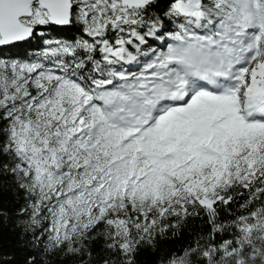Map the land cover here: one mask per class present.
I'll return each instance as SVG.
<instances>
[{
    "label": "snow or ice",
    "instance_id": "1",
    "mask_svg": "<svg viewBox=\"0 0 264 264\" xmlns=\"http://www.w3.org/2000/svg\"><path fill=\"white\" fill-rule=\"evenodd\" d=\"M160 11L0 0V175L49 253L91 257L102 238L101 264H135L141 245L200 217L206 238L161 264H264V0ZM33 39L39 56L4 55Z\"/></svg>",
    "mask_w": 264,
    "mask_h": 264
},
{
    "label": "trees",
    "instance_id": "2",
    "mask_svg": "<svg viewBox=\"0 0 264 264\" xmlns=\"http://www.w3.org/2000/svg\"><path fill=\"white\" fill-rule=\"evenodd\" d=\"M168 3L169 0H158L161 15ZM153 14L155 15L156 11H153ZM174 28V23L168 25V29ZM76 34V29L73 28L57 30L50 35L56 39H72ZM41 50L42 42L36 39L3 49L4 55L14 58L36 57ZM243 199L238 197L237 201L229 206L232 212L240 214L238 204L243 203ZM25 204L24 193L16 187L14 177L0 175V213L3 214L0 215V264H27L30 258H35L36 264H101L103 259H109V254L103 248L102 238L91 243V257L47 252V234L42 233L40 227L31 225L29 215L21 212ZM221 218L226 220L229 217L222 211ZM208 231L203 218L189 217L181 228L169 229L164 236H158L154 246L141 245L135 256V264H161L162 259L182 253L183 249L193 244L199 237L206 238ZM219 239L218 236L217 240Z\"/></svg>",
    "mask_w": 264,
    "mask_h": 264
}]
</instances>
